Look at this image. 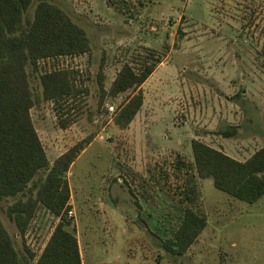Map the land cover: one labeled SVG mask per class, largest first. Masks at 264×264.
<instances>
[{"label": "rangeland", "instance_id": "374dc122", "mask_svg": "<svg viewBox=\"0 0 264 264\" xmlns=\"http://www.w3.org/2000/svg\"><path fill=\"white\" fill-rule=\"evenodd\" d=\"M42 1L66 13L90 45L87 54L39 62L40 72L74 75L82 93L62 108L42 99L39 71L26 68L34 128L44 146L48 137L57 144L50 159L89 140L66 174L75 217L69 220L66 211L65 221L69 229L75 219L93 227L104 220L95 207L110 206L127 217L126 235L116 231L90 246V264H264V196L247 204L215 189L210 179L196 183L198 211L207 220L197 241L182 256L161 247L183 218L178 189L184 175L175 164L193 163L191 140L241 162L264 148V0H31L24 27ZM153 59L164 63L160 78L108 94L124 64L138 70ZM139 90L143 105L121 129L114 120ZM227 126L238 133L219 135ZM11 203L0 202V221L19 256L27 257L25 245L36 257L59 219L38 209L25 237L15 238Z\"/></svg>", "mask_w": 264, "mask_h": 264}, {"label": "trees", "instance_id": "16d2710c", "mask_svg": "<svg viewBox=\"0 0 264 264\" xmlns=\"http://www.w3.org/2000/svg\"><path fill=\"white\" fill-rule=\"evenodd\" d=\"M30 5L31 0H0V202L27 197L7 208V215L21 238L40 206L59 222L35 260L25 245L27 257L19 256L0 221V264H81L77 240L67 230L70 223L64 218L70 199L66 174L89 140L73 146L50 165L30 115L35 101L26 68L34 73L39 71L42 99L62 108L82 93L74 83L75 77L60 69L40 72L39 62L84 55L90 52V45L81 27L60 8L45 1L36 5L33 20L24 27V15ZM158 63L159 60L145 61L138 70L124 64L108 94L115 96L140 88ZM102 83L99 77L101 99L106 95ZM142 105L143 95L139 90L122 105L115 125L126 128ZM66 125L67 120L61 122L62 128ZM237 133L236 127L228 126L219 131L224 138ZM190 148L193 163L186 165L178 159L175 164V170L184 175L178 196L185 210L172 238L161 244L170 256H182L207 226L206 217L198 211L197 179H210L215 189L247 204H254L264 196V148L243 162L199 140H191ZM43 173L45 176L41 177Z\"/></svg>", "mask_w": 264, "mask_h": 264}, {"label": "crops", "instance_id": "0c3cea01", "mask_svg": "<svg viewBox=\"0 0 264 264\" xmlns=\"http://www.w3.org/2000/svg\"><path fill=\"white\" fill-rule=\"evenodd\" d=\"M163 66H164V63L160 62L155 67V70L149 76V78L145 81V83L148 82L151 78H154V77L160 78V77H158L159 76L158 74L159 73L161 75L164 74V70L165 69L163 68ZM48 133L49 132L46 131L45 134L48 135ZM39 140H40V142L42 144V147H43V149H44V151L46 153V156H47V159H48L50 165H52V163L54 162V160L57 159L60 155H62V153L61 154H58V155H55L53 158L50 159L49 154L52 155L54 153V147L56 149V145L57 144H55L53 141H50V139L48 137V141H46L47 146L45 145L46 146V148H45V146H44V144H43V142H42V140H41L40 137H39ZM75 161H74V163H75ZM74 163L71 165V167L69 168L68 172H70V170L74 166ZM68 172H67V174H68ZM26 198L27 197L17 196L16 198H8V201L11 200L12 203H13L14 201H16L18 199L25 200ZM140 206L143 208V205L140 204ZM38 209L39 210H42L44 208L40 206ZM94 212L95 213H98V214L99 213L100 214H104V220H103V218H102V221H97L95 219L97 221V223H95V225L93 227H91V226H88L86 222L81 221V219L79 221H77L75 219L74 220V223L72 224L71 229H69V227L67 228V230H69L70 232L73 233V235L75 236V238L77 240L79 255H80V259H81V264H90L88 251H89L91 245L96 244L97 242H99L101 240V239L98 240V238L100 236H103V241H108V239H112L113 234L116 233V231L121 236L122 235H126L127 217L122 214L121 208H118L116 206H110V207H106V208L105 207L104 208H102V207H95ZM103 225L106 228H109V232H106V231H104L103 233L101 232V228L102 227H100V226H103ZM14 228L16 229V227H14ZM15 229H14V231L17 230V229L15 230ZM50 235H49V237H50ZM15 238H18V233L15 234ZM48 239H47V241H48ZM47 241L41 247V250L38 252V255L35 257V260H36V258H38V256L43 251V249H44ZM113 242L114 241L111 242V245H112ZM116 260H118V257H117ZM98 264H103V262L99 261ZM108 264H110V263H108Z\"/></svg>", "mask_w": 264, "mask_h": 264}, {"label": "built area", "instance_id": "2783aa9c", "mask_svg": "<svg viewBox=\"0 0 264 264\" xmlns=\"http://www.w3.org/2000/svg\"><path fill=\"white\" fill-rule=\"evenodd\" d=\"M44 61H52V60L47 59V60H42V61H40V62H44ZM108 110H109L110 112H112V111L114 110V108H113L112 106H110V107L108 108ZM66 215H67V218H68L69 220H71V219H73V218L75 217V215H74V213H73L72 210H68L67 213H66Z\"/></svg>", "mask_w": 264, "mask_h": 264}]
</instances>
